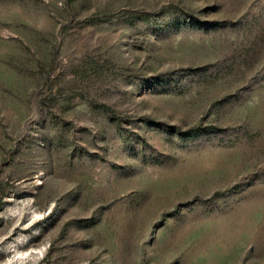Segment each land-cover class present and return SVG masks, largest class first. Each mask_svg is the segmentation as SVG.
<instances>
[{
    "label": "rangeland",
    "instance_id": "rangeland-1",
    "mask_svg": "<svg viewBox=\"0 0 264 264\" xmlns=\"http://www.w3.org/2000/svg\"><path fill=\"white\" fill-rule=\"evenodd\" d=\"M0 264H264V0H0Z\"/></svg>",
    "mask_w": 264,
    "mask_h": 264
}]
</instances>
